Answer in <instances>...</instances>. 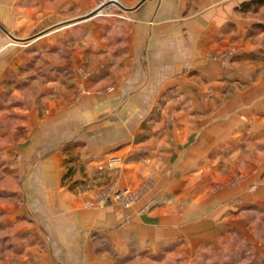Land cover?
<instances>
[{
  "label": "crops",
  "instance_id": "obj_1",
  "mask_svg": "<svg viewBox=\"0 0 264 264\" xmlns=\"http://www.w3.org/2000/svg\"><path fill=\"white\" fill-rule=\"evenodd\" d=\"M53 1L0 0V25L5 30H0V121L12 124V132L5 127L0 133V165H4L0 173L16 182L10 190L0 188V198L7 199L0 208V233H4L0 262L133 264L152 261L154 254L161 255L180 241H184L179 248L182 259L195 258L201 240L186 238V231L195 228L201 235L203 223H213L210 216L219 205L193 202L217 182L220 164L233 155L230 152L253 145L264 149L263 88L256 83L223 100L228 80L221 79L216 64L204 57L243 37L238 29L244 19L233 12L240 0H143L136 7L118 0L126 6L123 13L99 20L95 31L89 32L84 29L90 20H80L76 30L82 61L102 56L107 59L104 65L111 61L114 71L124 72L123 78L119 73L102 74L90 83L72 82L68 73L55 78L57 69H77L74 56L72 61L51 65L47 73L55 75H47L44 85L26 100L15 99L34 81L28 85V73H33L36 63L28 64L26 50L41 53L43 39L51 52L54 41L74 36L70 29L74 24L66 23L48 28L27 44L9 41L8 33L18 39L34 26L29 23L32 18H25L26 3L41 10L49 2L53 9L40 19L47 24L65 20L74 0ZM107 78H112L107 80L111 90L95 89ZM216 81L224 84L219 88L211 84L220 90L218 94L206 96L200 88L188 89L190 82L199 86ZM57 82L64 85L65 97H58ZM168 89H174L175 101L191 102L193 111L173 109L169 114L176 116L177 125H155L149 131L139 123L148 115L156 116L153 108ZM12 96L14 101H9ZM165 113L161 111L162 120ZM110 158L121 162L114 179L117 189H133L151 179L152 187L141 202L148 201L145 213L123 212L112 201L102 207L84 206L102 187L98 185L111 180V169L104 168ZM262 159L264 163V155ZM68 169L71 174L66 177ZM257 182L260 185L250 196L260 200L256 207L264 212V181ZM182 202L185 207L179 212ZM236 213L229 209L221 215L226 217L225 228L239 231L242 244L262 253L264 248L244 238L248 225ZM191 216L200 217L190 220Z\"/></svg>",
  "mask_w": 264,
  "mask_h": 264
},
{
  "label": "rangeland",
  "instance_id": "obj_2",
  "mask_svg": "<svg viewBox=\"0 0 264 264\" xmlns=\"http://www.w3.org/2000/svg\"><path fill=\"white\" fill-rule=\"evenodd\" d=\"M52 1L53 0H51V2ZM241 1L243 0H240L236 3L233 12L244 19V21H241L243 22L241 24L243 25L242 29H238L239 31L242 30L243 37L234 38V40H231L227 43L224 49L216 52H208L204 56L207 61L216 64L218 69L217 71L220 74H223L220 76V78H226V80H228L226 81L227 84H225L226 86L223 91L225 93L222 95L223 100L230 98L232 94L235 95L236 92L242 93L250 89L249 87H253L256 83L261 87V89L263 88L261 92L263 94L261 95H264V34L255 33L250 37L247 34L250 24L257 21H263L264 8H260L258 13L254 14L237 13L235 8ZM138 2L139 0H128V7H136L139 5ZM47 3L45 7H43L41 10L39 9L40 11L38 9L36 10L35 6L32 4L26 3L25 6L29 10H27V15L25 18H32V20L30 22L24 21V24H28L29 22L32 26H34L30 32L28 31L29 34L18 39L11 33H8V36L10 37L9 41L18 42L17 44L19 45L25 43L27 44L34 39V36H39L45 32H48L52 26L53 28L58 29V26L66 23L74 24L72 25L73 28L72 26L70 28L72 31H74V36L69 35V37L66 39L62 38L54 41L56 48L51 52L48 50V44L42 42L43 39L40 41L41 46H44L41 53L37 52V54H33L32 50L34 48L32 50L28 49L30 47L26 48L28 49L25 52L26 56L29 57L28 64L36 63V68L33 73H28L29 75L27 77L31 78V80H28V85L33 79L34 81H32V84H34L35 87L30 84L29 86L25 87V89L23 88L22 93L18 94L15 99L26 100L29 94L36 92L38 87L41 88L42 85H44V82L45 80H48L49 75H55V72L51 74L47 73L49 72L48 68L51 65H60L66 60L67 62L72 61L71 58L74 56L78 58L76 61V63L79 64L77 69L69 70L67 72L57 69L58 71L56 73L57 75L54 76L55 78L58 75L59 77L61 76V78H65V74L68 73L72 82L74 79L80 81L87 79L90 83L93 82L97 76L102 74H104V76L108 74V77H113L114 73H119L120 75L122 74V78L124 77V72L114 71L112 69L111 61V65H104L103 63H106L107 59L102 58V56H89L87 57L86 61H82L80 45L77 44V39L80 37V33L78 32L79 30L76 29H78L79 22H81L80 20H90L89 28H85L84 32H89L92 30L95 31L96 22L105 17H114L116 14L123 13L124 11L122 10L124 9H122V7L126 6L122 5L118 0H74V6L71 9V12L70 9L67 11V18L65 20H58L55 25V22L47 24V22L40 20L44 17H48V12L53 9L52 5L50 6ZM59 10L57 13L60 15L63 14V12L60 13ZM126 11L129 10L127 9ZM0 30L5 32L1 25ZM75 31H77L76 34ZM70 42L73 43V46L69 45ZM37 43L38 42L35 44L37 45ZM65 45H67V48L64 47ZM37 47L38 46H35V49ZM259 53L261 56H257ZM252 57H257V59L254 60ZM79 62H81V64ZM109 79L112 78H107L103 85L96 86L95 89L99 87L104 89L105 92L111 90V81H107ZM193 82H190L191 84L188 86V89L190 88V90L197 91L200 88L199 90L201 94L206 96L214 92H219L220 90L218 88L220 85H224L222 82V84H219V81H216L218 84L210 83L212 82L210 81L199 84V86ZM57 83L55 87L58 97L60 95L65 97L64 85L60 82ZM211 84H213V86L216 85L218 88L214 90ZM78 91L79 89L74 91L73 95L78 94ZM173 91L174 89H168L164 92L165 94L161 98L159 97V100L156 102V106L153 108L152 112L156 115L155 117L148 115V117L143 119V121L139 124L149 127L147 128L149 131L155 125L158 128L160 126L165 127L168 125L175 126L177 125L176 120L178 119H176L175 115L173 116L171 113L169 114V112L173 111V109L183 110L186 112V114L190 111H193L191 102L186 103V100L183 102H181V100L175 101L176 95H174ZM11 92L12 91L9 89V93ZM205 99H208V97H205ZM9 101H14V97L12 96V99H9ZM72 101L73 100L70 99L68 100V103L71 104ZM13 106L15 107V105ZM161 111H168V113H165L166 118L163 120L161 117ZM8 112L11 115L13 114L12 111ZM154 119L158 120L157 124L152 122ZM190 124L193 123L190 122ZM10 125L12 124L0 121V133L3 132L2 129L5 127H8L9 131L12 132ZM2 144L3 143H0V146H2ZM243 145L247 146L246 143H243ZM263 150H259L255 147V145H253L244 151L233 150V153L230 152L229 155H233L231 157L228 155L229 158L227 159L223 158L224 161H222L220 164L221 170L217 175V182H215L214 186L206 195L201 196L196 200V202H193L194 204L200 203V205L206 203L204 206H207V204L212 206L219 205L216 209V214L214 215L213 212L211 213L212 215L210 217H212L213 220L210 221L213 222L212 224L203 223L204 221L199 222L200 224L203 223L201 235H196L197 229L195 228H189L186 231V238L189 236L191 238H199L198 240H201V243L196 245V253L193 254L195 255V258L182 259V254L179 248L183 246L184 241H180L171 245L169 249L162 251L163 253L161 255L159 253L158 256L154 254L153 259L149 256L152 261L146 262L144 260H139L133 264H262L260 261L264 260V251L259 253V249L255 246H251L246 243L242 244L241 233L235 229H229L228 227L225 228L226 220L224 219L226 217L221 215L225 211H229V209L234 211L236 210L237 213L234 215H240V219L246 221L248 225V235H245L244 238L248 237L251 243L255 242L257 243L256 245H258V247L264 248V212L256 207L257 203H261L260 200L250 196L254 195L252 192L258 188V185H260L257 181H264L262 180L264 179V163L262 161L264 155ZM120 166L121 162L117 158H110L107 161L104 168L111 169V180L98 185L102 187H96L97 190L94 198L90 200V202H86L84 206L88 208H92L93 206L102 207L104 203L112 201L123 212H127L128 210L130 211L131 209H135L136 213H145L147 211L146 206H148V204L146 203L148 201L142 204L141 202H143L152 187V182L149 177L144 179V181L135 188H129L133 195L131 194L130 196H126V198L123 199L126 201V204L123 202H115L110 197L111 193L117 189L114 179H118ZM3 167L4 165H0V172L2 171ZM15 184L16 182L14 178H6L0 173V188L10 190L15 186ZM188 185H192V183H189ZM6 200L7 199L0 198V208L5 205ZM184 207L185 204L182 202L178 207L179 212L184 210ZM220 216L222 219H218ZM199 217L200 216H191L189 219L193 220ZM186 219H188V217H186ZM3 235L4 233H0V237ZM0 264H2V262H0ZM10 264H15V262H10Z\"/></svg>",
  "mask_w": 264,
  "mask_h": 264
},
{
  "label": "trees",
  "instance_id": "obj_3",
  "mask_svg": "<svg viewBox=\"0 0 264 264\" xmlns=\"http://www.w3.org/2000/svg\"><path fill=\"white\" fill-rule=\"evenodd\" d=\"M260 8H264V0H243L241 1L238 6L235 8V11L237 13H258V10ZM255 33H261L264 34V18L263 21H257L252 24H250L249 29L247 31L248 36H252ZM252 56V55H251ZM257 56H261L259 53ZM252 59H257V57H252ZM70 171L68 169V172L66 173V177H69ZM77 182H74L73 185H76ZM262 259V258H261ZM262 264H264V260L260 261Z\"/></svg>",
  "mask_w": 264,
  "mask_h": 264
},
{
  "label": "built area",
  "instance_id": "obj_4",
  "mask_svg": "<svg viewBox=\"0 0 264 264\" xmlns=\"http://www.w3.org/2000/svg\"><path fill=\"white\" fill-rule=\"evenodd\" d=\"M131 194L133 195V193L131 192V190L129 188H123V189L114 190L111 193L110 197L115 202H123L124 204H126V201L123 199L126 198V196H130ZM147 209H148V206H146V210Z\"/></svg>",
  "mask_w": 264,
  "mask_h": 264
},
{
  "label": "water",
  "instance_id": "obj_5",
  "mask_svg": "<svg viewBox=\"0 0 264 264\" xmlns=\"http://www.w3.org/2000/svg\"><path fill=\"white\" fill-rule=\"evenodd\" d=\"M143 0H139L138 4H140Z\"/></svg>",
  "mask_w": 264,
  "mask_h": 264
}]
</instances>
